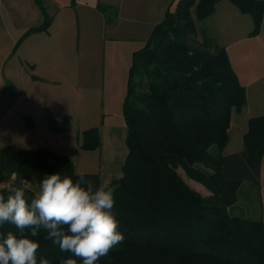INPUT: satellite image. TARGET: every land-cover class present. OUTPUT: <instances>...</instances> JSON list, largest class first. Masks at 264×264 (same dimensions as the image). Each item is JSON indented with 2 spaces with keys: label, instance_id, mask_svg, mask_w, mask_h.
Listing matches in <instances>:
<instances>
[{
  "label": "trees",
  "instance_id": "obj_1",
  "mask_svg": "<svg viewBox=\"0 0 264 264\" xmlns=\"http://www.w3.org/2000/svg\"><path fill=\"white\" fill-rule=\"evenodd\" d=\"M219 1L172 0L145 45L132 54L123 102L128 154L122 176L110 184L124 241L96 264H264L263 218L233 215L229 209L238 200L242 181L260 182L264 115L249 119L241 150L218 155L211 151L213 145L227 146L233 112L241 113L247 103L246 87L226 46L203 29L200 40L194 37L196 20L212 15ZM229 1L252 17L251 34H259L264 0ZM98 8L107 22L117 19L116 8ZM51 21L46 16L23 37L48 30ZM46 109L50 131L71 129L68 115L57 119ZM82 135L83 148L101 145L99 128ZM176 166L212 194L203 196L188 185ZM60 170L73 174L76 167L70 157L49 148L7 144L0 149V174L17 172L20 178L10 188L23 182L29 200L45 175ZM82 174L101 183L99 173ZM8 230L16 231L11 224L0 228ZM45 235L41 230L36 238L38 258L59 250Z\"/></svg>",
  "mask_w": 264,
  "mask_h": 264
},
{
  "label": "rangeland",
  "instance_id": "obj_2",
  "mask_svg": "<svg viewBox=\"0 0 264 264\" xmlns=\"http://www.w3.org/2000/svg\"><path fill=\"white\" fill-rule=\"evenodd\" d=\"M45 2L47 3V0ZM70 4L75 6L76 0H70ZM144 6L149 7V10L141 8L134 14L130 12L125 14L122 27L117 30V34H120L119 40L109 37L104 41L91 39L86 46L80 45L79 48V25L76 22L78 11L74 7L76 23L72 21L70 25L62 26L61 23L57 25L66 42L59 41L58 51L54 44L53 48L46 52L48 55L56 53L70 55V59L53 61L56 62L57 72L43 74L51 79H61L62 82L59 81L52 88L42 85L35 87L40 84L33 81L34 78L36 79L34 75H38L40 70L44 71L47 66L46 57L37 58L38 71L35 64H29L24 59L21 48L23 41L40 31L32 32L25 37L22 35L13 42L10 38V28L0 22V149L7 144L27 149L48 146L54 151L61 150L62 153L68 154L77 168L76 171L80 173L98 170L102 165L104 169L113 165L116 174L122 172L128 153L123 99L132 51L140 47L142 39L150 34V28H143V21L149 14L157 15L154 6L148 4ZM2 12L4 13L3 8ZM133 17L136 18L135 21ZM51 18L53 20V15ZM196 24L198 31L195 38L199 40L202 38L200 31L203 29L205 34L219 45L226 46L230 60L239 73V80L248 91L247 103L242 112H233L229 143L223 149L217 145L211 147L215 155L221 152L224 154L236 152L244 147L243 134L248 129L250 117L264 113V65H262L264 15L261 31L253 35L251 34L254 29L252 17L242 13L231 1L220 0L216 4L215 12L203 21L196 20ZM43 41L44 38L40 37L39 43ZM85 47L89 48V51L85 52ZM99 52L102 53V57L96 58ZM87 53L93 57L91 60H85L84 54ZM82 74L85 75L83 77L85 81ZM84 104L92 107V118H74V115L83 112ZM46 106L54 115L66 113L65 111L71 113V129L60 132L64 136L63 139H60L59 132L48 129ZM105 107L110 111L109 119L104 118ZM27 120H32L33 124ZM92 127H101L105 131L107 139L102 151L98 147L92 150L82 147V132ZM111 147L116 149V155L109 161L108 152ZM109 162L112 164L110 165ZM199 165L205 167L203 164ZM176 169L184 181L194 189L196 184L204 187L203 184L188 177L180 166H176ZM12 177L20 178L17 172H13L8 177L6 174H0V180L7 181ZM211 194L210 192L208 195L204 193L202 195ZM229 209L233 215L264 220V162L260 182L251 179L242 181L238 187L237 203ZM40 257L46 258L49 264H60L61 257L69 258L70 253H62L59 249Z\"/></svg>",
  "mask_w": 264,
  "mask_h": 264
},
{
  "label": "clouds",
  "instance_id": "obj_3",
  "mask_svg": "<svg viewBox=\"0 0 264 264\" xmlns=\"http://www.w3.org/2000/svg\"><path fill=\"white\" fill-rule=\"evenodd\" d=\"M0 192H7L0 194V228L11 224L16 229L0 231V264H49L37 256L41 230L62 253L71 254L60 264H96L124 241L115 189L107 181L60 170L45 175L30 200L23 182Z\"/></svg>",
  "mask_w": 264,
  "mask_h": 264
},
{
  "label": "crops",
  "instance_id": "obj_4",
  "mask_svg": "<svg viewBox=\"0 0 264 264\" xmlns=\"http://www.w3.org/2000/svg\"><path fill=\"white\" fill-rule=\"evenodd\" d=\"M171 1L172 0H76V5L72 6L70 4V0H47V3L45 2V0H0V22L2 24L4 23V26H8L10 28L11 30L10 38L12 39L13 42H15L19 37H22V35H24V33L28 29L41 25L45 21L46 16L52 17L53 15V20L51 21L48 30H41L40 33L32 34L21 44V48L24 53V59L29 64H35L36 66L35 68H37L38 71H39V62L37 58L46 57L47 66L45 67L44 71L40 70L38 75H34L36 76V79L34 78L33 81L40 84V86H35V87H41L42 85L45 87L52 88V86L54 84H57L59 81H60L59 83H61L62 82L61 79H51L43 74H47L46 72H57L56 62L53 61H64L65 58L70 59V55L58 54V53L48 55L46 52L48 49H52L54 44H56V48H57L56 51H58L59 41H63L64 43L66 42V39L64 38L62 31L57 28V25L58 23H61L62 26L72 24V21L76 19L74 17V12H73L74 7H76V11H78L76 12L77 13L76 22L79 25V38H78V48H79L80 45L86 46L91 39L104 41L106 37H109L110 39L113 40H119L120 34H117L118 33L117 30L122 27V23L125 20V14L128 12L134 14V12L138 11L141 8H146L149 10V7L144 6V4H148L149 6H154V11L157 12V15L154 16L149 14V16L142 23L143 28L145 29L150 28V30L152 31L153 27L164 18L165 11L167 10ZM99 4L110 5L113 8H116L118 11L117 19H114L112 22H107L106 21L107 17L105 16V13L98 8ZM2 8L4 9V13L2 12ZM135 20L136 18H134V21ZM40 37H43L45 41L39 43ZM148 37L142 39V44L137 49L145 45ZM137 49H133L132 52L136 51ZM84 51L85 52L89 51V48L85 47ZM101 54L102 53L99 52L95 57L101 58L102 57ZM84 58L85 60H91L93 57L91 56L90 53H87L84 54ZM232 64L234 67L233 61ZM262 65H264V63ZM125 70L127 71V68ZM235 71L237 72L236 69ZM237 74L239 76L238 72ZM84 76L85 75L82 74V78ZM83 80L85 81V78H83ZM126 88H127V84H126ZM247 97H248V91H247ZM65 112L66 113L63 114H55L54 116L62 118L68 115L70 118L72 117L70 112L68 111ZM92 114H93L92 107L90 105L84 104L83 112L74 115V118H78V117L92 118L91 117ZM104 114H105L104 118L107 119L110 118L111 115L110 111L106 110V107ZM259 115H264V113L252 115L251 117L259 116ZM99 129L101 136V145L98 148L99 149L101 148L102 151L103 145L107 138L104 129L103 128L101 129V127ZM59 135H60V139L64 138V136H62L63 135L62 133L59 132ZM46 148L51 149L48 146ZM31 150H36V149H31ZM55 152L62 153L61 150H55ZM63 154L69 157L68 154L64 152ZM225 154H230V153H225ZM115 155H116V149L111 147L108 152L109 161L112 158H114ZM263 162H264V158H263ZM111 164L112 163H110V165ZM122 172L116 174L113 170V165L109 167H105V169L103 168L102 165L98 170L91 172H84V173H99L101 177V183L104 181L111 183L113 180L121 177ZM37 186L39 190V184H37ZM204 187L200 186L199 184H196L195 189L200 193L203 192L204 194L208 195L210 191L206 187L205 188ZM236 203L233 204L232 206L234 207Z\"/></svg>",
  "mask_w": 264,
  "mask_h": 264
},
{
  "label": "built area",
  "instance_id": "obj_5",
  "mask_svg": "<svg viewBox=\"0 0 264 264\" xmlns=\"http://www.w3.org/2000/svg\"><path fill=\"white\" fill-rule=\"evenodd\" d=\"M17 181V178L12 177L9 180H0V189H8L10 188L15 182Z\"/></svg>",
  "mask_w": 264,
  "mask_h": 264
}]
</instances>
